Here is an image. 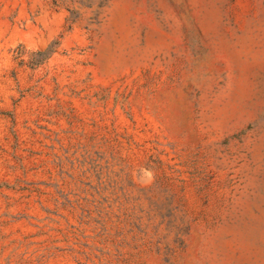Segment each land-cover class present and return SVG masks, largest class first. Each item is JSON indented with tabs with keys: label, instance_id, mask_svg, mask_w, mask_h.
<instances>
[{
	"label": "rangeland",
	"instance_id": "374dc122",
	"mask_svg": "<svg viewBox=\"0 0 264 264\" xmlns=\"http://www.w3.org/2000/svg\"><path fill=\"white\" fill-rule=\"evenodd\" d=\"M0 264H264V0H0Z\"/></svg>",
	"mask_w": 264,
	"mask_h": 264
},
{
	"label": "trees",
	"instance_id": "16d2710c",
	"mask_svg": "<svg viewBox=\"0 0 264 264\" xmlns=\"http://www.w3.org/2000/svg\"><path fill=\"white\" fill-rule=\"evenodd\" d=\"M53 46H50L46 51H41L40 53L44 54L43 59H46L53 51Z\"/></svg>",
	"mask_w": 264,
	"mask_h": 264
}]
</instances>
